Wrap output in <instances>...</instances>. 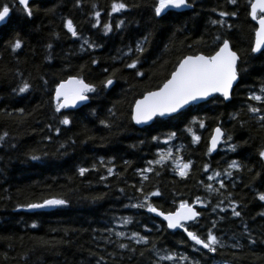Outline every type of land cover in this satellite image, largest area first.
<instances>
[{"label": "trees", "instance_id": "obj_1", "mask_svg": "<svg viewBox=\"0 0 264 264\" xmlns=\"http://www.w3.org/2000/svg\"><path fill=\"white\" fill-rule=\"evenodd\" d=\"M112 2L38 0L28 6L29 17L17 0H0L11 11L0 27V264H264V201L259 199L264 120L258 118L264 101L250 99L252 93L264 95V51L252 52L257 25L250 0H189L187 10H168L160 17L154 13L156 0H124L128 7L117 13H111ZM67 19L76 37L64 27ZM105 23L111 31H104ZM17 38L22 46L13 50ZM224 39L239 55V82L230 102L216 96L176 116L157 118L151 126L133 124L137 99L160 87L184 56L210 55ZM134 59L136 67H126ZM69 76L96 91L80 109L57 112L55 86ZM109 78L113 84L106 87ZM23 82L30 88L20 93ZM249 106L261 111L252 113ZM64 116L68 125L60 123ZM216 126L224 131L223 141L216 152H208ZM189 127L200 136L198 142ZM171 132L176 135L167 140ZM168 149L192 162L187 176L178 175L172 160L149 164ZM232 161L240 168H228ZM150 166L153 171L141 174ZM80 168L87 171L81 175ZM215 172L222 175L209 180ZM207 184L219 191L210 192ZM157 189L160 195L145 201ZM51 198L67 203L27 211V204ZM181 200L200 213L185 227L202 239L211 231L219 241L215 252L135 206L151 203L168 212ZM134 232L147 242H137ZM168 254L176 258L162 259Z\"/></svg>", "mask_w": 264, "mask_h": 264}, {"label": "snow or ice", "instance_id": "obj_2", "mask_svg": "<svg viewBox=\"0 0 264 264\" xmlns=\"http://www.w3.org/2000/svg\"><path fill=\"white\" fill-rule=\"evenodd\" d=\"M17 2L22 6L23 11L27 14V16L30 17L32 13L28 7V0H17ZM230 2L234 4L236 3V0H230ZM110 7L111 13H117L125 10L128 5L124 2V0H113ZM186 7H190L189 0H156L154 13L157 17H160L162 14H166V12L170 9H180ZM9 14V5L6 3L0 5V23L6 22V18L9 17ZM93 15L96 17V24L94 26H98L100 24V12L96 11ZM227 15H229V13H220V16ZM231 15H235V13H231ZM250 15L252 20L258 23V27L255 29V43L252 47V52L255 53L260 52L261 49L264 48V0H250ZM122 23L123 21H120L117 24V27H119ZM212 23L222 24L223 22L214 20ZM64 27L73 37L78 35L76 27L71 19H67L65 21ZM111 27L112 26L109 23H105L103 25L105 32L111 31ZM84 43L88 44V41L85 40ZM21 46V40L18 38L11 44L13 50L19 49ZM93 46L94 45L89 44V47ZM129 51L131 52V49H129ZM137 51H143V48L139 44L137 45ZM238 59L239 57L237 53L232 50L227 39H224L218 46V49L210 55L199 53L184 56L178 61L174 70L160 87L153 91H147L143 94L142 98L135 101L131 119L137 124L147 123L156 117H163L173 113H178L186 105H191L196 101L206 100L216 93H219L225 100L229 99L233 83L238 79ZM95 62L96 61H93V63ZM137 63L138 60L134 59L130 64H127L126 67L135 68ZM137 75H143V73L137 72ZM104 84L106 87L112 85L113 80L109 78L104 82ZM29 88L30 84L28 82H23L18 88V91L20 93H24ZM95 91L96 88L93 84L86 83L78 76H69L66 80L61 81L55 86V110L60 112L61 109L74 107L79 102L87 101L89 99L88 93ZM261 93H264V88H261ZM250 99L261 102L264 101V95L252 93L250 95ZM248 110L252 113H259L261 111L260 108L254 106H249ZM258 118L260 120H264V115H261ZM60 123L68 125L70 120L67 116H64ZM101 123L105 122L101 121ZM199 127H204L203 120L199 121ZM187 130L192 133L193 142H198L200 140V136L196 135L192 128L189 127ZM56 131L59 132V129H56ZM4 135L6 136L7 133ZM175 135V132L169 133L167 140H171L175 137ZM223 137L224 132L222 128L219 126L215 127L210 138L208 152H212L216 149ZM0 139H3V136H0ZM153 139H158V137H153ZM228 139L230 140L231 136H229ZM167 140L165 142H167ZM230 147L235 150V146ZM259 155L264 158V150H261ZM32 159H38V157L33 156ZM167 160L173 161L175 164V170L179 176L184 177L188 175L192 162L190 160L184 162L183 158L179 155L173 156L171 149H168L166 152L162 150L159 158L154 161H150L149 164H163ZM208 167L209 166L207 164L204 166L205 171H207ZM228 168L239 169L240 165L236 161H232L228 165ZM86 171L87 169L85 168L79 169L81 175H83ZM107 171L108 174L111 175L113 170L112 168H108ZM151 171H153V169L150 166L147 169L141 170V174H143V172ZM224 174L231 176L232 173L226 170ZM221 175L222 173L215 172L213 175L209 176L208 179L214 180L216 177ZM144 178L147 179V176ZM219 185L220 188L225 186L223 180L219 181ZM205 187L210 192L219 191V189L214 188L212 184H207ZM140 191H142V189ZM149 195L158 196L160 193L157 189L156 191L145 195V201H147ZM259 199L264 201V193L259 195ZM195 202L203 203L200 197H196ZM66 203L67 201L64 199L51 198L43 200L42 203L27 204L26 207L35 209L45 206L64 205ZM135 206L146 207L149 212L157 213L159 216L163 217L165 221H167V227L169 229L181 228L187 233V236L195 242V244L202 245L203 248L212 252L216 251L214 245L218 244L219 241L211 231H208L206 239H202L195 232L189 231L188 228L185 227L184 222L193 221L200 215V213L197 212L187 201L181 200L179 206L174 211L168 212L159 211L151 203H141ZM233 215L239 216L240 213L235 211L233 208ZM127 222L128 221L126 220L125 223ZM117 235L124 236L125 234L123 232H119ZM132 236L139 237L137 242L141 240L147 242V237L139 236L138 233L134 232L132 233ZM120 247L124 248L126 245L121 244ZM175 258V254H168L162 257V259L165 260H174ZM180 259H184V257H181Z\"/></svg>", "mask_w": 264, "mask_h": 264}, {"label": "water", "instance_id": "obj_3", "mask_svg": "<svg viewBox=\"0 0 264 264\" xmlns=\"http://www.w3.org/2000/svg\"><path fill=\"white\" fill-rule=\"evenodd\" d=\"M35 1H38V0H28V6H29L32 2H35ZM20 6H21V5H20ZM21 7H22V6H21ZM187 9H188V7H186V8H180V9H170V10H174V11H177V12H182V11H185V10H187ZM10 15H11V11H10L9 17H10ZM9 17L6 18V22L0 23V27L3 26V25H5V24L7 23ZM250 17H251V15H250ZM251 19H252V18H251ZM252 21H254V20H252ZM254 22H255V24H256L257 27H258V23H257L256 21H254ZM254 43H255V37H254ZM254 43H253V46H254ZM229 44H230V42H229ZM230 47H231V44H230ZM231 48H232V47H231ZM232 50H233V49H232ZM233 51H234V50H233ZM263 51H264V48H262L260 52H255V53L253 52V53L256 54V55H258V54L262 53ZM236 53H237V52H236ZM237 55H238V53H237ZM238 57H239V55H238ZM238 62H239V59H238V61H237V67H238ZM237 70H238V69H237ZM238 82H239V75H238V79H237V81H235V82L233 83V87H232V90H231L230 98L227 99V100H225V99H224L219 93H216V94H213V96L207 98L206 100H200V101L193 102L191 105H186V106H185L183 109H181L178 113H173V114L166 115V116H163V117H156V118H154L153 120L148 121L147 123H141V124H137V123H135V121L132 120V121H133V124H134L137 128H144V127L151 126V125L153 124V122H154L157 118L165 119V118H170V117L176 116V115L180 114L181 112H183L184 110H186L187 108H189V107H191V106H197V105H200V104L207 103L208 101H210L212 98H214V97H216V96L222 97L226 103H227V102H230V101H231V98H232L233 91H234L236 85L238 84ZM111 86H112V85H109V87H111ZM54 95H55V94H54ZM141 98H142V97H141ZM139 99H140V98H139ZM85 103H86V101L79 102L76 106H74V107H68V108H65L64 110H66V111L77 110V109H80L82 106H84ZM133 108H134V106H133ZM132 112H133V109H132ZM216 127H217V126H216ZM219 127H220V126H219ZM213 130H214V129H213ZM223 132H224V131H223ZM212 133H213V131H212ZM210 138H211V137H210ZM222 141H223V138H222L221 142L217 145V148L214 149L212 152H216V151L219 149L220 145L222 144ZM209 146H210V139H209ZM263 161H264V158H263ZM192 206H193V205H192ZM55 207H56V206H45V207H42V208H35V209H30V208H28L27 211H29V212H35V211H50V210H53ZM193 207H194V206H193ZM194 208H195V207H194ZM195 210L198 212V210H197L196 208H195ZM159 211H160V210H159ZM151 214H152L155 218L160 219V220H161L162 222H164L165 225L167 226V221H165V220L163 219V217L159 216L157 213H152V212H151ZM198 217H199V216H198ZM198 217H196V219L193 220V221H186V222H184V223H185V226H186V225H189V224H191V223H193V222H195V221L198 219ZM167 228H168V227H167ZM168 230L173 231V232H177V231H179V230L184 231V230L181 229V228H177V229H169V228H168ZM185 233H186V232H185ZM186 234H187V233H186ZM200 246L203 248L202 245H200ZM204 249H205V248H204ZM205 250H208V249H205Z\"/></svg>", "mask_w": 264, "mask_h": 264}]
</instances>
